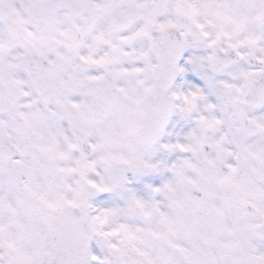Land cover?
<instances>
[{
    "label": "snow or ice",
    "instance_id": "1",
    "mask_svg": "<svg viewBox=\"0 0 264 264\" xmlns=\"http://www.w3.org/2000/svg\"><path fill=\"white\" fill-rule=\"evenodd\" d=\"M0 264H264V0H0Z\"/></svg>",
    "mask_w": 264,
    "mask_h": 264
}]
</instances>
